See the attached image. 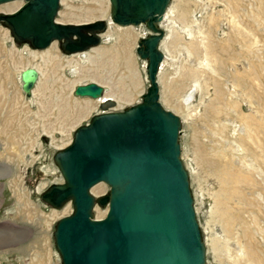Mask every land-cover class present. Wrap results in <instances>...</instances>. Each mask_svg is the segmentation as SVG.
Listing matches in <instances>:
<instances>
[{"label": "rangeland", "instance_id": "obj_1", "mask_svg": "<svg viewBox=\"0 0 264 264\" xmlns=\"http://www.w3.org/2000/svg\"><path fill=\"white\" fill-rule=\"evenodd\" d=\"M13 2L0 4V12H9L2 8ZM110 14L109 0H62L57 19L78 23ZM166 14L160 101L182 119L181 158L206 245L205 264H264V0H171ZM108 31L113 36L104 41ZM108 31L99 45L67 54L60 41L45 49L14 43L0 22V89L10 100L9 119L0 117V264H63L54 232L73 204L56 208L42 195L64 180L56 152L101 112L97 99L76 95L74 88L95 81L127 96L117 103L119 110L141 101L148 88L146 60L137 53L141 36L149 33L146 24H113ZM123 31L138 86L129 70H115L97 54L116 48ZM31 66L42 77L27 96L20 72ZM16 96L19 104L10 108ZM78 108L87 112L78 114ZM92 189L97 197L110 192L105 182ZM107 209L97 203L95 217ZM1 236L8 240L4 246Z\"/></svg>", "mask_w": 264, "mask_h": 264}, {"label": "water", "instance_id": "obj_2", "mask_svg": "<svg viewBox=\"0 0 264 264\" xmlns=\"http://www.w3.org/2000/svg\"><path fill=\"white\" fill-rule=\"evenodd\" d=\"M16 0H0V4ZM0 22L17 43L45 49L61 42L67 54L86 51L102 41L111 24L150 30L137 46L147 61L149 85L142 100L112 110L116 100L102 97L106 87L92 81L74 93L102 99L101 112L76 128L72 141L55 154L64 178L42 195L53 207L71 201L73 211L56 225V247L63 264H205L206 245L197 219L189 172L181 158L182 119L161 101L158 75L166 57L161 22L171 0H109V18L78 23L57 19L62 0H22ZM42 74L34 66L20 72L27 96ZM105 182L110 192L95 196ZM107 206L104 217L96 204Z\"/></svg>", "mask_w": 264, "mask_h": 264}, {"label": "bare ground", "instance_id": "obj_3", "mask_svg": "<svg viewBox=\"0 0 264 264\" xmlns=\"http://www.w3.org/2000/svg\"><path fill=\"white\" fill-rule=\"evenodd\" d=\"M19 4L20 3H17L16 1H14L13 3H11V4H9V5H6L4 8H2L4 11H13L14 9H16V8H18L19 7ZM1 9V8H0ZM168 10V9H167ZM100 15L99 16H101V17H105L106 15V10L105 9H103V8H101L100 10ZM167 12V11H166ZM0 13H5V12H0ZM171 14H173L172 12H171ZM165 15L167 16V14L165 13ZM166 16H164V19H163V21L166 19V18H168V17H166ZM109 18V17H108ZM173 18V17H172ZM171 19V18H170ZM169 20V19H168ZM163 21L161 22V24L163 23ZM170 21V20H169ZM174 22H172V24H173ZM111 25H113V24H111ZM110 25V26H111ZM119 26V25H118ZM122 27V26H121ZM124 27V26H123ZM126 27V26H125ZM166 27V26H165ZM110 28V27H109ZM164 29V28H163ZM107 32V31H106ZM105 32V33H106ZM149 32H150V30H149ZM127 34H128V32L127 31H123V32H121V33H119L118 34V43H116L118 46L115 48H111V49H108V48H102V49H99V51H98V55H100V56H102L103 58H104V60L105 61H110L112 64H113V67H114V69L116 70V69H118L119 67H125V69H127V70H129V74H133V78H132V80H131V82H132V84L134 85V86H138L139 85V79H138V77L137 76H135L136 75V72L134 71V69L132 68V63H130V61H131V58H130V55H129V53L127 52V48H123L124 47V45L128 42L127 41V38H126V36H127ZM149 34V33H148ZM7 35V34H6ZM112 37L113 36V32L112 31H108L105 35H104V41H106V39H105V37L107 38V37ZM145 36V35H144ZM147 36V35H146ZM103 37V36H102ZM142 37V36H141ZM111 39V38H110ZM117 41V40H116ZM163 41V40H162ZM13 42L14 43H16L15 41H14V39H13ZM129 51V50H128ZM33 53V52H32ZM85 55H86V53H85ZM84 55V56H85ZM89 60V59H91V55L89 54L88 56H85L84 58H83V60ZM105 61H104V63H105ZM109 62V63H110ZM163 64V63H162ZM146 65H147V61H146ZM35 67V66H34ZM161 69H162V67H161ZM146 70H147V68H146ZM41 72V71H40ZM41 74H42V72H41ZM158 78H159V75H158ZM92 82V81H91ZM88 83H90V82H88ZM84 84H87V83H84ZM22 85V84H21ZM160 89H161V87H160ZM9 90V89H8ZM34 90V89H33ZM0 91L1 92H3L4 93V96H3V94L0 92V117H2V118H4L5 120H8L9 119V117H10V110H9V108H6V103H7V100H8V98H7V94H8V92H7V90L5 89V88H3V89H0ZM33 92V91H32ZM160 93H161V91H160ZM221 92L219 91V94H220ZM103 98L104 97H106V98H108V97H111V98H116L117 99V101H118V105H122L123 104V102L122 101H124L125 102V100L127 99V96H116L115 94H113V93H109L108 92V90L106 89V92L104 93V95L102 96ZM161 98V97H160ZM14 99V101L12 102V103H10V108H15V107H13V106H16V105H18L19 104V100H17L18 99V96H16L15 98H13ZM166 99L168 100V102H172V101H170L167 97H166ZM98 101H99V103L101 102V100H99V99H97ZM10 102V100H8V103ZM140 102V101H139ZM175 105H176V103H174ZM68 105V104H67ZM72 105V104H71ZM67 108H69V107H67ZM67 108H65V109H67ZM79 109V108H78ZM64 110V109H63ZM69 110V109H68ZM112 110H119V109H117V103H116V105L114 106V109H112ZM84 111L85 112H87L86 111V109L85 108H81V109H79V110H77V112H78V114H80V113H84ZM65 113V114H64ZM63 113V115L65 116L66 114H68V113H66V112H64ZM72 114V113H71ZM60 115V114H59ZM218 115V114H217ZM74 116V115H73ZM72 116V117H73ZM6 117V118H5ZM75 117V116H74ZM72 119V118H71ZM69 120V119H68ZM59 151V150H58ZM58 165V164H57ZM63 182V181H62ZM54 183H57V182H54ZM93 190V189H92ZM97 190H98V192H104V187H102V186H99L98 188H97ZM45 191H47V190H45ZM93 192V191H92ZM61 219V218H60ZM59 219V220H60ZM55 233V232H54ZM55 236V235H54ZM2 238H4V240H2V244H1V246H4L5 244H6V242L8 241L7 240V238L5 239V236H1ZM38 258H40V261L41 260H43V256L41 255V257H38ZM38 260V259H37ZM47 264H48V262H46Z\"/></svg>", "mask_w": 264, "mask_h": 264}, {"label": "crops", "instance_id": "obj_4", "mask_svg": "<svg viewBox=\"0 0 264 264\" xmlns=\"http://www.w3.org/2000/svg\"><path fill=\"white\" fill-rule=\"evenodd\" d=\"M116 100V99H115ZM117 101V100H116ZM117 103H118V101H117Z\"/></svg>", "mask_w": 264, "mask_h": 264}]
</instances>
